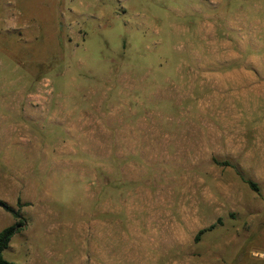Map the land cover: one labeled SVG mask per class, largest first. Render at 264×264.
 Wrapping results in <instances>:
<instances>
[{
	"label": "rangeland",
	"instance_id": "rangeland-1",
	"mask_svg": "<svg viewBox=\"0 0 264 264\" xmlns=\"http://www.w3.org/2000/svg\"><path fill=\"white\" fill-rule=\"evenodd\" d=\"M0 201L17 264H264V0H0Z\"/></svg>",
	"mask_w": 264,
	"mask_h": 264
},
{
	"label": "trees",
	"instance_id": "trees-1",
	"mask_svg": "<svg viewBox=\"0 0 264 264\" xmlns=\"http://www.w3.org/2000/svg\"><path fill=\"white\" fill-rule=\"evenodd\" d=\"M254 190H257V186L254 182L250 180H245ZM0 207H2L5 211L8 213H11L15 219H17V222L11 226H8L4 228L2 231H0V264H17L14 262H10L5 259L4 252L6 249L9 248L14 236L18 234L20 231L23 230L24 227V220L22 219L21 213L19 211H16L11 205H9L6 202L0 201ZM214 229V226L209 227L208 229L201 230L195 240L196 242L200 241L201 236L206 233L207 231H210Z\"/></svg>",
	"mask_w": 264,
	"mask_h": 264
}]
</instances>
